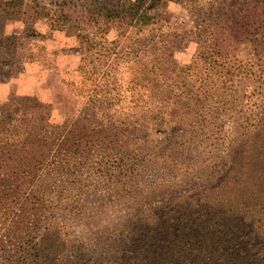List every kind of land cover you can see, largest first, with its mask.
Returning a JSON list of instances; mask_svg holds the SVG:
<instances>
[{
	"label": "rangeland",
	"instance_id": "374dc122",
	"mask_svg": "<svg viewBox=\"0 0 264 264\" xmlns=\"http://www.w3.org/2000/svg\"><path fill=\"white\" fill-rule=\"evenodd\" d=\"M123 4L22 0L20 15L0 21L18 53L0 74V123L38 108L63 140L51 149L60 172L37 179L61 245L38 256L31 243L24 264H145L124 239L136 218L230 181L243 140L264 128V0H145L158 19L126 37L119 21L104 24ZM99 27L83 48L81 31ZM113 46L117 66L98 64L96 52ZM9 237L0 230V264H20Z\"/></svg>",
	"mask_w": 264,
	"mask_h": 264
},
{
	"label": "trees",
	"instance_id": "16d2710c",
	"mask_svg": "<svg viewBox=\"0 0 264 264\" xmlns=\"http://www.w3.org/2000/svg\"><path fill=\"white\" fill-rule=\"evenodd\" d=\"M144 2L126 0L122 9L111 7L104 24H123L121 37L134 29L138 33L159 15L156 7H145ZM21 3L0 0V21L20 15ZM33 12L51 20V26L58 24L44 6L35 5ZM104 32L101 27L95 32L83 29V48H89L96 33ZM13 42V37L0 32V74L6 77L18 62ZM115 48L96 52L97 63L103 57L107 65L117 66ZM45 114L36 108L28 120L9 116L0 123V230L9 231V256L20 264L28 257L24 251L31 243L38 247V256H49L54 245H61L59 221L46 213L51 199L42 196L37 182L61 170L51 149L55 145L59 151L63 140L59 127L48 125ZM259 130L243 140L248 149L238 167L229 168L230 181L221 179L191 195L171 197L153 214L136 218L135 231L124 239L135 247L137 260L144 259L145 264H264V128Z\"/></svg>",
	"mask_w": 264,
	"mask_h": 264
}]
</instances>
